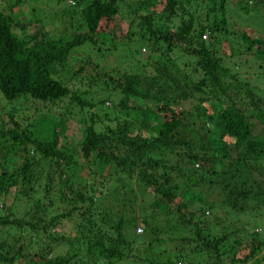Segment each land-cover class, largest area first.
Segmentation results:
<instances>
[{
	"label": "trees",
	"instance_id": "trees-1",
	"mask_svg": "<svg viewBox=\"0 0 264 264\" xmlns=\"http://www.w3.org/2000/svg\"><path fill=\"white\" fill-rule=\"evenodd\" d=\"M26 1L9 0L0 8V99L4 102L31 100L43 105L72 96L79 107L89 106L56 79L72 51L87 43L107 44V51L114 52L124 48L125 56L127 51L133 56L145 50L146 63L139 66V74H123L112 86L122 119L108 120L110 125L100 127L104 116L92 115L65 137L67 121L51 124L46 115L21 125L11 113L7 115L9 127L0 119V197L13 190L12 203L29 206L25 221L17 218L14 207L0 206V264H112L125 260L130 264H183L178 245L173 260L151 257V244H159V239L153 237L149 220L157 222L158 217L166 229L174 218V226L187 231V236L173 241L203 254L207 262L202 264H222L227 252L229 264L255 260L264 250V229L259 238L258 230L249 226L255 221L264 227V219L256 215L264 213V98L260 88L231 75L221 65V58L213 57L210 38L214 42L216 34L239 35L246 54L256 57L252 67L243 62L246 71L251 70L248 77L260 79L264 75V33L241 26L236 15L231 32L225 31V22L231 4L240 11L239 18L264 19V0H131L128 3L134 8L126 19V32L120 31L117 22L116 4L121 0H70L72 8H80L81 33L66 38H48L39 32L25 35L20 6ZM30 1V14L40 3L48 6L52 2ZM161 2L162 9L155 12ZM203 9V22H211L205 26L197 23L195 32L194 19L200 18ZM161 15L170 20L188 19L176 29L173 25L155 27ZM109 27L112 34L105 32ZM135 38L144 41L143 45L137 52L127 50ZM159 43L165 45L160 62L152 58ZM178 46L202 73L191 86L176 77L177 65L169 58ZM222 54L228 55L227 50L222 49ZM222 77L233 84L223 85ZM237 95L243 102L236 101ZM194 96V118L203 129L197 139L174 103V99L187 101ZM82 178L89 183L97 178L104 193L94 191L96 187L86 188ZM110 188L118 191L108 193ZM41 199L47 200L46 206ZM154 200L161 204L158 209L151 206ZM55 201L66 208L59 213ZM94 211L96 225L91 217L85 219ZM74 215L80 216V223L62 234L61 221H73ZM217 229L218 234L211 231ZM239 234L245 241L237 238ZM243 248L247 253L233 259ZM260 259L264 264V255Z\"/></svg>",
	"mask_w": 264,
	"mask_h": 264
},
{
	"label": "rangeland",
	"instance_id": "rangeland-1",
	"mask_svg": "<svg viewBox=\"0 0 264 264\" xmlns=\"http://www.w3.org/2000/svg\"><path fill=\"white\" fill-rule=\"evenodd\" d=\"M8 1L9 0H0V8H3ZM48 1H52L53 3L48 2V6H43V3H40L38 6V10L31 14V8L33 9L32 1L28 0L20 6L22 12V17L20 19L22 20V23H25V35L32 36L35 35L37 32L46 35L48 38H66L70 36L79 35L81 33V30L78 29V25L82 22V18L79 15L80 8H72L73 2L70 0H66L62 3H54L53 0ZM129 1L131 0H121L118 1L116 4L119 9V17L117 22L119 23V29L122 32H126V28L128 26L126 19L128 18L130 9L134 8L133 4L128 3ZM177 1L182 3L181 0ZM163 5V2L157 3L154 8V11L159 12L162 9ZM67 6H71V8L68 9ZM204 11L205 10L203 9L202 14L199 15L200 18H198L197 20L194 19L193 28L195 32L197 31V23H199L200 26H205L211 22V20H209V22L207 23L203 22ZM226 12V14L228 15V18L225 22L226 32L227 30L229 32L232 31L233 25L231 24V21L234 20V15H236L235 18L237 22L241 23V26H246L247 28L251 27L258 34L264 33V19L260 17L251 18L250 15L243 16V19L239 18L238 16H240L241 13L238 8L233 4L228 6ZM165 16L166 15H161L158 20V23L154 22V24H157L155 27L161 25L165 27H171L173 25L172 29H174V27L176 29V26H178V24H180L181 22L184 23L188 19L186 18V16L183 17L182 20H179L175 17L174 19L170 20L166 19ZM132 29L133 28H130L129 30L131 31ZM113 31L114 30L111 27H109L107 31L105 30V32H108L109 34H112ZM16 32L18 33L19 31L16 30ZM216 36L218 37L214 42L211 41L210 38V42L212 44L210 46V49L211 53L213 54V57L221 58V65L227 68L230 71L231 75H239V77L243 80L249 81L251 86L260 88L261 91L259 92V95L264 98V81H262L264 80V75H260V79L262 80L256 78L252 80L248 77V73H250L251 70L246 71V67H244L245 64L243 62H246V66L252 67L253 65H256V57H253L250 54H246V51L243 48V44L239 35H232L231 32V34H228L227 36H225L224 34H216ZM97 43V45H91L87 43L85 45H82L80 48L74 49L71 53V58H68L66 66L64 67V69L59 70L61 71V73L56 76V79L66 83L65 85L68 87V89L74 95H77L80 101L86 103L89 106L82 108L79 107L76 104V101L72 98V96L71 98H63L62 100L54 104L44 103L43 105L37 102H32L31 100H17L13 103H7L0 99V119L5 123V126L9 127L7 115H10L11 113L21 125H26L27 122H34L33 119L39 115H46L51 119V124H55L56 122L58 123L59 121H67L65 123V125L68 127L67 133L65 135L66 137L68 135L69 130H77L78 126H81L92 115H99L100 117L104 116L103 118H101L100 127L105 126L107 124H112V122H108V120H121L122 116L119 114V111L115 106L118 101V95L113 90L112 86L117 83L118 79L123 74H139L141 72L142 68L139 66L145 62V50H140V54L133 56L131 55L132 53L129 52L128 54L127 51V56H129L127 57L125 56L124 48L120 47L121 50L119 51L118 48L116 52H114V50L107 51V44L103 45V43ZM143 43L144 41L141 42L140 38H135L130 44L126 46V49L132 52H137L139 48L143 45ZM208 44L210 45V43ZM155 49L156 51L152 53V58H157V60L160 62L162 56L161 52L163 51V49H165V45L163 43H159L156 45ZM175 49L177 50H174L172 54L169 55V58H171L176 63L177 68L175 69L177 70V74L174 73V68L171 69V73H174L176 77L180 78V80L183 79L186 83H190L189 85L191 86L193 83H196L202 78V73L195 68V61L192 60L193 58L190 55L186 54L185 49L182 46H178V48ZM222 49H226L228 55L231 54V57L229 58L228 55H223ZM182 63H185V66H183ZM261 69L264 70V68ZM105 75L109 76L112 81H110ZM220 80L223 85L229 86L230 84H233L231 83V80H227V77H222L220 78ZM105 87L107 89H105ZM195 96L194 98L188 99L187 101L174 99V103L185 114V118L182 121L188 125L189 131L194 132V134H192V137H196L197 139L201 135L200 131L203 132V129L201 130L200 123L196 122L194 118L196 116L195 111L193 110V106L195 105L196 100ZM229 98L232 100V102L235 101V98L232 96V94H230ZM236 98V101L240 99L243 102L244 100V98L240 95H237ZM99 102H102L103 104L98 105ZM130 105H134V103L130 101ZM242 107H245L244 103L242 104ZM262 108H264V103L262 105ZM189 114H191L192 116L189 117ZM25 118H29V120L27 121L25 120ZM214 127L216 131L219 129L217 123L214 124ZM74 135H77V133H75ZM210 135L214 137L213 132L210 133ZM82 179L86 188L92 186V188L94 189L96 187L94 191L99 190L104 193L105 188L101 190L102 187L97 184L99 182L97 178H93L91 181L92 183L85 181L84 178ZM113 190L114 189L110 188L108 193ZM117 191L114 190V192ZM12 196L13 190H10L7 194H5V196L0 197V206L4 203L5 207H7L8 205L9 207H14L16 210L17 218H20L24 221L27 220L28 214H26V209H28L29 206L23 205L20 202L12 203ZM34 199H36V197ZM56 201L55 204L57 205V210L60 213L62 212V209L66 207L61 208L58 202ZM41 203L46 206L47 200L41 199ZM160 205L161 204L158 203L157 200H154L151 206H153L154 209H158ZM256 215H259L264 219V213H262V215L256 213ZM89 218L93 220V224L96 225L97 216L95 215V211L92 214L89 213L88 216L85 215L86 220ZM223 220L227 223V218H223ZM78 221L80 223V216L76 215H74L73 221L62 220L59 226L60 230L62 231V234L67 235L69 232H72V225H74ZM169 221V228L166 229V225L164 224L161 218L158 217L157 222H151L149 220L151 227L154 228L153 233H155V236L153 237L159 239V244H151V248L149 250L151 257L156 258L158 260H163L166 257H169L171 260H173L174 255L176 254L175 245H178L181 248V255H184L183 264H202L203 262H207L203 254H195L186 244L180 245L179 242L175 240V242L173 241L174 238L177 239L179 237L187 236V231L184 230L182 227H175L174 222L176 221H174V218ZM82 224L84 225V221L82 222ZM259 224L260 222L253 221L249 223V226L252 228L255 227L256 230H258L256 232L260 238L262 234V231L260 229H264V227L261 228ZM218 230L220 229L211 231L214 234H218ZM222 230L225 231L224 229ZM226 234L229 235L230 233L228 232ZM26 235V233H23V237L28 236ZM135 235L137 238L141 237L138 236L139 234L136 231ZM153 237L151 236V238ZM237 238L244 239L243 234L237 235ZM229 239V243H232L233 239L231 236H229ZM37 248L38 247H35L34 250H36ZM246 253L247 249L244 250L243 248L233 254V259H240ZM261 255H264V250H262L256 255L255 260L252 259V261H248L246 264H262L260 259ZM229 260L230 258L227 252L221 258L222 264H229ZM112 264L130 263L128 262V260H125L118 263L114 262Z\"/></svg>",
	"mask_w": 264,
	"mask_h": 264
},
{
	"label": "built area",
	"instance_id": "built-area-1",
	"mask_svg": "<svg viewBox=\"0 0 264 264\" xmlns=\"http://www.w3.org/2000/svg\"><path fill=\"white\" fill-rule=\"evenodd\" d=\"M203 39V38H202ZM137 233H140V230H137Z\"/></svg>",
	"mask_w": 264,
	"mask_h": 264
}]
</instances>
